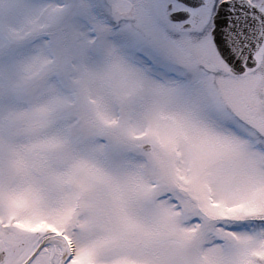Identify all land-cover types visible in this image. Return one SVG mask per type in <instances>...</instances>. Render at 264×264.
<instances>
[{
	"label": "snow or ice",
	"instance_id": "6c2138e0",
	"mask_svg": "<svg viewBox=\"0 0 264 264\" xmlns=\"http://www.w3.org/2000/svg\"><path fill=\"white\" fill-rule=\"evenodd\" d=\"M0 264H264V0H0Z\"/></svg>",
	"mask_w": 264,
	"mask_h": 264
}]
</instances>
